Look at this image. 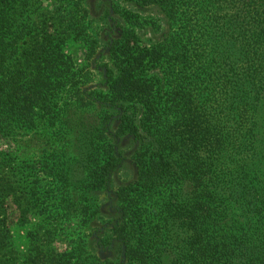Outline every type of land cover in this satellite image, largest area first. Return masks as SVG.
Returning <instances> with one entry per match:
<instances>
[{"label":"trees","instance_id":"1","mask_svg":"<svg viewBox=\"0 0 264 264\" xmlns=\"http://www.w3.org/2000/svg\"><path fill=\"white\" fill-rule=\"evenodd\" d=\"M63 1L37 21L41 5L0 0V264H264V0ZM75 131L81 196L66 171L22 192L35 175L6 140ZM126 164L105 215L96 191ZM37 190L59 215L96 203L84 247H16Z\"/></svg>","mask_w":264,"mask_h":264},{"label":"rangeland","instance_id":"2","mask_svg":"<svg viewBox=\"0 0 264 264\" xmlns=\"http://www.w3.org/2000/svg\"><path fill=\"white\" fill-rule=\"evenodd\" d=\"M31 3L39 6L41 5L42 7V12L40 11L39 14L43 15H36L37 21H47L53 16L55 9L62 8V10H65L63 7V0H32ZM153 13L154 11L149 10L143 14L146 16ZM38 16L42 17L39 18ZM65 51L72 57L76 67L83 68L87 65L86 46L82 41L71 39L66 44ZM91 69H93L92 74L96 77L98 76V72L101 71L95 60L92 63ZM76 131L71 135H65L63 138L54 137V139H49L41 134H32V136L26 137L20 133L12 140L10 139V141L6 140L3 146L4 152L12 153L17 158V162L19 166L23 168V171L35 175L31 180H27L25 176L18 177L19 185L22 186L21 191L26 190L25 188L30 185V181L39 182L38 185L42 187L46 184H48L49 187V184L53 182V187L56 181L61 180L57 176L62 173L64 174L63 171H66L71 183L75 182V186L78 187L77 192L81 196V191L85 186L84 180L87 178V170L79 160V153L73 149L74 138L78 133ZM124 148L126 154H130L129 152L132 150V145L126 142ZM59 161H61V164H58ZM46 168H48L47 171ZM133 178L134 169L130 164H126V167L114 176L110 184L109 193L105 190L96 191L95 198L98 202L105 204L102 208L103 214L106 215L108 212L107 202L112 200L111 198L115 196L118 188L128 184ZM45 191H47L46 188ZM42 193L43 190H37L35 192L36 195H34L31 201V208H33V211L30 224L17 225L13 228L16 247L21 252H26L29 246L35 243L41 250L44 247H49L63 253L69 250L71 247L70 242L75 240H77V243L74 244L76 247H84L83 242L87 240V235L90 233V231L86 229V221H88L89 213L96 211V203L92 202L94 206L92 205L89 211L85 209L87 205L84 203V205H80L82 207L72 209L71 212L66 208L64 212L62 211L63 215H59L60 212H56V208L54 207V204H56L55 195L47 197V195ZM50 194L53 195L54 192H50ZM74 197L75 196L67 194L63 195L65 200H74ZM84 198V196L81 197V204ZM43 212H45V216H41ZM85 252L84 257L90 260L89 255H87V253L85 254Z\"/></svg>","mask_w":264,"mask_h":264}]
</instances>
